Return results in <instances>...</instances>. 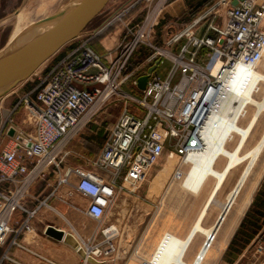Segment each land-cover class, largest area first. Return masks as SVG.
Here are the masks:
<instances>
[{
	"label": "built area",
	"instance_id": "built-area-1",
	"mask_svg": "<svg viewBox=\"0 0 264 264\" xmlns=\"http://www.w3.org/2000/svg\"><path fill=\"white\" fill-rule=\"evenodd\" d=\"M258 1L244 0L235 6L233 0H220L217 10L197 18L168 42L172 45L187 39L177 54L152 45L161 15L152 9L140 24L126 25L114 53L103 57L81 45L67 55L50 72L45 86L33 98L28 95L23 100L27 112L24 124L29 122L30 132L15 126L13 120L7 128L4 125L9 142L0 151V247L12 235L35 234L33 222L46 201H40L32 189L45 177H50L47 185L52 187L49 198H59L96 221L106 217L120 191L136 194L142 188L169 144L175 145L170 158L180 159L174 178L181 180L190 157L207 147V130L229 99L227 83L233 72L240 66L257 69L264 59V1ZM224 9V20L217 23L215 18ZM126 13L127 9L99 33ZM143 45L155 50L148 61L160 56L159 64L171 63L168 75L163 78L153 68L145 89L140 90L141 97L121 94L132 76L126 74L128 62ZM133 84L138 87V81ZM117 94L125 100V108L99 155L89 167L67 164L68 144L87 116L99 102ZM75 195L87 200L84 208L74 205ZM28 199L39 203L34 210L26 206ZM18 212L24 216L22 221H15ZM105 231L100 241L80 242L95 259L118 252L114 236ZM13 245L23 247L16 239ZM255 253L264 254V234L257 238Z\"/></svg>",
	"mask_w": 264,
	"mask_h": 264
},
{
	"label": "rangeland",
	"instance_id": "rangeland-1",
	"mask_svg": "<svg viewBox=\"0 0 264 264\" xmlns=\"http://www.w3.org/2000/svg\"><path fill=\"white\" fill-rule=\"evenodd\" d=\"M72 1L74 0H0V52L7 46L9 39L12 37L16 24V15L20 11L24 10L28 13V15L30 14V21L37 22L39 20L48 18L49 15L53 16L58 10L63 8V6H67ZM263 1L264 0H259L258 2L261 3ZM112 5L113 1L111 0L104 8V10L91 22L84 33L79 38L74 40L75 42L73 47L66 45L61 50L67 51V54L64 56V58L81 45H87L99 52L103 51L102 41L104 40V38L112 39L114 31L117 30V25L113 24L106 31L99 33V30H101L109 22H107V20L111 16ZM224 16L225 9L222 10L219 16L221 22L224 20ZM157 26L155 27V35L152 38V45L154 46V48L170 50L176 54L179 53L181 47L187 43V39L182 38L180 42H173L172 45H169L168 42L177 33H181L186 28V26L166 24L163 27L161 36L158 35ZM119 43L117 44L116 42L115 45L112 46L111 50L105 53V55L108 56L109 53H114ZM140 48L144 50H151L152 55L155 53L154 48L145 45L137 49V51L129 60L126 69V74L132 72L130 80H133L141 74L148 72L149 68L156 67V63L160 59L159 56L152 61H148L147 59L146 61L139 63L138 51ZM54 57L46 63L44 69L35 74L28 82L19 85L8 96L0 99V145H6L9 142V139L6 136L4 125H6L5 127L7 128L10 125V120H13L14 125L23 129L26 133H29L32 129L29 125V122L28 124H24V121L27 118V112L23 100L28 95L32 96L33 98V96L45 86L46 78L53 70L52 63ZM49 67L51 68L49 71H47ZM170 67L171 64L169 62H165L164 64L160 65L158 69L159 74L163 78H165L168 75L166 73L168 72ZM257 71L264 74V59L257 68ZM129 81L121 88V94L124 92L132 94V90L127 86ZM33 84H35V88L30 87V85ZM121 94L113 95L111 99L106 102H99L87 116L84 121L83 127L68 144L67 150L70 149L72 152V154L68 156V158H70V162L75 163L76 166L82 165L84 167H89L88 164H90V162L94 160L93 155L98 152L96 145V129H94L93 127L100 128L105 133V135L106 133H109L108 130L111 128L116 118L122 113L125 108V100L121 97ZM263 94L264 84L261 85L260 91L256 95V99L261 101L263 98ZM135 95L138 97L142 96L140 92H136ZM254 111L255 108L250 107L249 117L241 122L244 127L247 126L250 116L254 113ZM263 132L264 113L262 114V118L252 132L253 138L251 139V144H253L257 138H260ZM90 140H94V142H90ZM174 147V144H169V147L166 149L159 162L150 171L146 182L136 194H130L126 190H122L118 193L114 204L105 217V221L107 225L110 226H113V223L116 220L120 222L121 227L124 228V233L121 236V243L125 246V249H121L120 251L118 250V252L110 258H96V260H105L108 262V264H144L145 261L143 263L136 262L137 256L144 257L146 261H151L159 243L162 240L161 238L164 233L166 234L170 232L181 237L186 235V233L191 230L213 188L215 180L211 179L198 195L184 189L182 187V184L185 179L186 173L190 169V165L183 168L185 174L181 180H176L174 178V174L180 162L179 157H175L173 159L170 158L171 150ZM234 147L235 142L231 145V148ZM66 163L71 164L68 162V159H66ZM224 164L225 160H221L220 168H222ZM165 168H168V172L163 177H161V179H159L160 181L157 180L160 172ZM243 169L244 165L235 169L232 175L227 180L225 186L220 191L217 197L215 205L211 208L209 215L203 224L205 228H209L217 220L218 216L221 213V208L226 201L228 193L240 178ZM263 173L264 153L258 164L255 166L248 180L244 193H246L248 189L252 188L258 180H260V183L258 185L260 187L262 181L264 180ZM262 174L263 178L261 179ZM49 179L50 177H45L43 180L37 183L38 186L40 185V188H38V190L40 189L38 193L44 189ZM259 187H257L255 194L257 193ZM51 192L52 187H49L42 193L41 197H38L36 195V197L40 201H46V205H43L41 207L38 216L36 217V219H34V222H36L34 225L37 226L38 233L40 235L44 232L45 227L49 225H60L64 229H67L65 220L62 217H59L54 210H58L59 212L77 210L75 209V207L65 205L60 201L59 198H49ZM38 204L39 203L34 200L28 199L26 201V206L30 210H34ZM74 205L77 206V208L78 205H80L82 208L86 206L81 203H74ZM130 225L132 226V236L129 237L128 233L130 232ZM99 226L100 223H98L97 221H93L89 226V230H96V228H98ZM115 227L118 228L117 225ZM156 232L158 233L157 236L154 235V233ZM222 232L223 230L220 232L219 238L221 237ZM125 233H127L128 237ZM44 236L49 238L46 234ZM101 236L99 237V241L103 239L102 234ZM204 239L205 238L203 236L198 238L195 246L193 247V250H198V248L204 242ZM97 241L98 240H94L93 242L95 243ZM78 242L80 243L79 240ZM131 242L132 262H130L128 258L130 251L129 244ZM115 243L117 242L115 241ZM150 243L153 244V250L149 253L148 256L145 257L144 250ZM227 247L228 244L221 254H219L217 257H211L207 264H221V256L223 255ZM257 258H259L258 261ZM249 262L250 264H264V254L255 255V258H253Z\"/></svg>",
	"mask_w": 264,
	"mask_h": 264
},
{
	"label": "bare ground",
	"instance_id": "bare-ground-1",
	"mask_svg": "<svg viewBox=\"0 0 264 264\" xmlns=\"http://www.w3.org/2000/svg\"><path fill=\"white\" fill-rule=\"evenodd\" d=\"M77 1L74 0L67 6H63L49 17L61 16ZM29 15L24 10L16 15L12 37L0 52V57L18 51L52 29L51 25H43L27 31L36 23L30 21ZM45 66L46 64L37 73ZM263 84V73L258 72L257 69L249 70L242 66L238 67L229 78L227 83L228 89L231 91L229 99L221 105V113L209 125L206 149L202 153L190 157V169L182 184L184 189L196 195L201 193L211 179L215 180L214 187L188 235L182 238L170 232L166 233L150 261L153 264H207L211 257H217L225 249L231 235L248 211L260 183L258 180L252 188L244 193L248 180L264 153V132L254 148L246 152L243 151L248 138L264 113V94L261 101L256 99ZM250 107H254L255 111L250 116L247 126L244 127L241 125V121L249 117ZM232 141L236 142L234 148L230 146ZM173 158L174 156H172ZM221 160H225L222 168H220ZM242 165H244L243 172L234 188L227 195L220 215L212 226L205 228L203 224L216 203L218 193L233 171ZM168 168L160 172L157 180L168 172ZM222 218L224 219L222 220ZM105 233L113 237L119 231L117 227L110 226ZM201 236L205 238L204 242L198 248L193 262H189L187 257Z\"/></svg>",
	"mask_w": 264,
	"mask_h": 264
},
{
	"label": "crops",
	"instance_id": "crops-1",
	"mask_svg": "<svg viewBox=\"0 0 264 264\" xmlns=\"http://www.w3.org/2000/svg\"><path fill=\"white\" fill-rule=\"evenodd\" d=\"M112 1H113V5L111 7L112 8L111 9V16L107 20V22L112 20L114 17H116L117 15H119L120 13H122L126 9H127V13L123 15L121 21H118L116 23V25H117L116 29L117 30L114 31L113 38L112 39L104 38V40L102 41L103 51L99 52L93 48L98 54L102 55L103 57H106L105 53L109 52L111 50L112 46L115 45L116 42L118 44L120 41L123 40L126 25L130 24L131 26L132 25L136 26V25L140 24L147 17L149 10L151 11L152 9H154L155 11L161 12V15L159 18V23L162 20H164L165 18H167L169 20V22L167 24L188 26V25L193 24L197 18L205 15L208 11H210V10L214 11L220 2V0H217L216 2H214V4H211V5L206 6V7L202 6V9L204 11L202 13H200L193 21L188 22V23H181V22H176V19H178L183 13L188 11V9H189L188 2L190 0H154L151 3H148L145 0H112ZM235 1L236 0H233L232 3H235ZM212 19H213V17L209 18V20H212ZM215 20L217 23H221L219 16L216 17ZM159 23H158V25H159ZM199 32L201 33L200 30H199ZM74 42L75 41L69 43L68 45H73ZM63 59H64V57L60 61L52 63V69L56 68L57 65ZM165 62H168V61H165ZM160 65L161 64L156 63V67L149 68L148 72L141 74L140 76L134 78L133 80L139 81V79L141 77L146 76L150 72V70L153 68L158 72ZM170 68H169V70H170ZM169 70H168V72H169ZM168 72L166 74H168ZM130 73L132 74V72H130ZM133 80H130L129 83L127 84V86L132 90L133 94H136V92H140V90L138 87L134 86ZM118 117L116 118V120L112 124L111 128L113 127V125L117 121ZM241 125H242V123H241ZM93 128L96 129V139H97L96 145H97V149H98V152L93 155V157L95 159L99 155L101 148H102V146H103V144L107 138L108 133H106V135H105V133L100 128H98V127H93ZM111 128L109 130H111ZM261 136H260V138H261ZM252 138H253V135L251 133L250 137L248 138V140L246 142V146L243 150L244 152L249 151L252 148H254L260 139V138H257L254 141V143L251 144ZM90 142H94V140H90ZM234 142L235 141H232L230 143V146ZM3 146H4V144L0 145V151L2 150ZM235 146H236V142H235ZM68 151H70V154H72L70 149ZM67 159H68V162L71 163L70 165L74 164L73 166H76L75 163H72L69 161L70 158H67ZM262 178H263V175H262L261 179ZM263 183H264V180L262 181L257 193L261 190ZM234 186H233V188H234ZM9 187L13 188L14 186L9 185ZM213 187H214V185H213ZM38 188H40V185L34 186L32 189V194L35 196L37 195L38 197H41L42 193L49 188V185H46L44 187V189L41 192H39L40 194L38 193V191L40 190V189L38 190ZM219 193H218V195H219ZM257 193L255 194V196L257 195ZM254 200H255V197H254ZM254 200H253V202H254ZM72 202L75 204L81 203V204L87 205V200L83 199L79 195H75L72 198ZM54 211L56 214H58L59 217H62L65 220L66 225H67V229H64L60 225H55L54 227L61 229V230L65 231L66 233H70L73 236L72 241H74V240L78 241L79 240L81 243L93 242L94 240L99 241V237L101 236V234L103 235V231L106 230V228L110 227V225H107V223L105 221L106 218H104L100 221H97L98 223H100V226L98 228H96V230L90 231L89 226H90L91 222L96 221V220L87 217L82 211H80V210H75V211L68 210L65 212H61V211L59 212L58 210H54ZM248 211H249V209H248ZM247 212H246V214H247ZM246 214H245V216H246ZM245 216L243 217V219L245 218ZM23 219H24V216L18 212L15 216V221H22ZM243 219H242V221H243ZM242 221L240 222V224L238 225L236 230L233 232L230 240L227 243L228 247L225 250V252L223 253V255L221 256V264H250L249 261H251L253 258H255V255H257L255 253L256 252V242H257L258 236L260 234H264V227L258 234L252 235L250 243L246 246V248L243 249L242 245L235 244V246L233 247V250H231L228 253V248L231 245L234 237L236 236V234H237V232L241 226ZM35 223L36 222H33V224H35ZM113 224H114L113 226L117 225L119 228V233L114 236V240L117 242L116 244L118 245V250L119 251L121 249L124 250L125 246L121 243V236L124 233V228L121 227L120 222H118L117 220ZM49 226H52V225H49ZM129 228H130V232L128 234L130 237V236H132V226L130 225ZM34 232H35V234L25 233V234H22L18 237L14 236V235L10 236L7 243L4 246L0 247V264H50V262H54L56 264H90V263H87L69 245L65 244L64 242L55 241L50 237H49L50 239L45 237L44 236L45 235L44 234L45 229H44V232L42 233L44 235H42V234L40 235L38 233L37 226L34 225ZM188 233L189 232H187L186 235L181 236V237L185 238L188 235ZM125 234L127 235V233H125ZM157 234H158L157 232L154 233L155 236H157ZM164 235H165V233H164ZM163 236H162V238H163ZM127 237H128V235H127ZM14 239H16L18 241V243L22 244L23 247H18L16 245H13ZM129 249H130V251H129L128 258H129L130 262H132V242L129 244ZM152 250H153V244L150 243L148 245V247L145 248V250H144V254H145L144 256L145 257L148 256ZM236 250H241L240 254H238V252H236ZM196 253H197V249L192 250L189 254L190 256L188 255V257H187V260L189 262H193ZM258 260H259V258H257V261ZM144 261L146 262V259L144 257L137 256L136 262L143 263ZM102 262H105V264H108L107 261H102Z\"/></svg>",
	"mask_w": 264,
	"mask_h": 264
},
{
	"label": "water",
	"instance_id": "water-1",
	"mask_svg": "<svg viewBox=\"0 0 264 264\" xmlns=\"http://www.w3.org/2000/svg\"><path fill=\"white\" fill-rule=\"evenodd\" d=\"M242 1L244 0H236L233 5L236 6ZM109 2L110 0H78L61 16L39 20L29 27L27 31L43 25H51L52 29L18 51L0 57V99L8 96L19 85L28 82L66 45L79 38ZM157 63L159 64L160 61ZM148 79V75L139 79V90L145 89ZM13 134L14 131H11L10 135ZM45 234L55 241L64 242L72 247L87 263L105 264L89 256L78 241H72L73 236L70 233L48 226Z\"/></svg>",
	"mask_w": 264,
	"mask_h": 264
},
{
	"label": "trees",
	"instance_id": "trees-1",
	"mask_svg": "<svg viewBox=\"0 0 264 264\" xmlns=\"http://www.w3.org/2000/svg\"><path fill=\"white\" fill-rule=\"evenodd\" d=\"M216 1L217 0H190L188 2V5H189L188 11L183 13L178 19H176V22L188 23V22L193 21L200 13L204 11L202 9V6L203 7L209 6L211 4H214V2ZM168 22L169 20L165 18L159 23V25L157 26L158 35L161 36L163 27ZM69 46L73 47L74 44L69 45ZM138 53H139L138 54L139 63L146 61L152 55V51L148 49L144 50L140 48ZM66 54H67V51H64V50L59 52L57 55H55L53 63L60 61ZM50 68L51 67H49L47 71H49ZM30 87L35 88L36 86L35 84H33V85H30ZM263 227H264V183L262 184L261 190L255 196L254 202L249 208V211L247 212L245 218L243 219L236 236L234 237L231 245L229 246L228 253L231 250H233V247L235 246V244L242 245L243 249L246 248V246L250 243L252 235L258 234L263 229ZM236 252L240 254L241 250H236Z\"/></svg>",
	"mask_w": 264,
	"mask_h": 264
},
{
	"label": "clouds",
	"instance_id": "clouds-1",
	"mask_svg": "<svg viewBox=\"0 0 264 264\" xmlns=\"http://www.w3.org/2000/svg\"><path fill=\"white\" fill-rule=\"evenodd\" d=\"M251 67H252L251 65H248V66H247V68H248L249 70L251 69Z\"/></svg>",
	"mask_w": 264,
	"mask_h": 264
}]
</instances>
